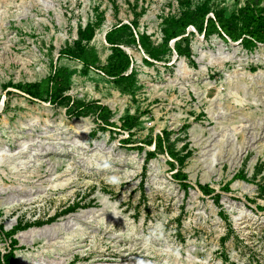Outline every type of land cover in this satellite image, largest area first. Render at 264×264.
Instances as JSON below:
<instances>
[{"label":"rangeland","instance_id":"rangeland-1","mask_svg":"<svg viewBox=\"0 0 264 264\" xmlns=\"http://www.w3.org/2000/svg\"><path fill=\"white\" fill-rule=\"evenodd\" d=\"M245 2L0 0V252L15 240L12 264H264V43L193 25L159 59L138 43L160 47L170 19L204 9L240 28ZM123 23L130 65L109 75L104 33ZM44 81L43 99L17 87Z\"/></svg>","mask_w":264,"mask_h":264},{"label":"trees","instance_id":"trees-1","mask_svg":"<svg viewBox=\"0 0 264 264\" xmlns=\"http://www.w3.org/2000/svg\"><path fill=\"white\" fill-rule=\"evenodd\" d=\"M261 0H246L245 5L241 8L240 12L243 15L244 24L240 28H235L231 26L230 21L226 20L223 16L219 14H215V17L212 18L210 16H206L207 10H202L197 14H191L188 12L187 14L182 15V17L177 19H170V30L165 32V37L163 43L160 47L154 46L149 41L146 34L138 35V43L142 48H146L148 50V54L150 57L154 59H159L160 55L165 53L168 49V43L171 38H174L180 34L185 32V29L188 25H193L198 31L209 34L213 31L222 30L228 37H230L233 41H237L241 39L244 47L248 48L255 44V42L264 43V17L260 13L259 3ZM130 29V26L127 24H120L111 30L107 31L105 34L106 42L111 46V56L109 61L104 68L109 75H119L130 65V59L128 54L122 49L120 46L122 43V39L127 30ZM93 34V26L90 24L86 25L84 28V33L82 31L79 32V41L82 39H89ZM127 35H132L131 32ZM133 42L136 43L135 38H131ZM177 52L180 51V47L176 46ZM63 53L71 54V49L68 48L63 51ZM83 63L87 65L86 61L83 59ZM53 81V80H52ZM44 83H25L24 85H18V88L23 89L25 93L30 95L31 97L43 99L41 88L44 86ZM49 81H47V85ZM100 109V117L104 124L109 125L110 122L108 120L109 111L106 106H98ZM126 119H134V116H127ZM167 134V132H165ZM157 141L155 143V147L158 149L162 148L163 144V136L157 135ZM168 148V147H167ZM167 152L169 155L174 158L179 164L183 163V156H176V153L168 148ZM152 154V153H151ZM173 166V163H171ZM174 178L180 182L181 187L187 191L190 184L186 182L187 174L183 172L181 169H177V171L173 174ZM200 191L204 194L210 192L211 188L208 184H198ZM224 190H229L228 184L224 186ZM219 194H216L215 198L218 199ZM14 242L15 240H11L8 252L1 253L0 252V264H12V259L14 255Z\"/></svg>","mask_w":264,"mask_h":264},{"label":"water","instance_id":"water-1","mask_svg":"<svg viewBox=\"0 0 264 264\" xmlns=\"http://www.w3.org/2000/svg\"><path fill=\"white\" fill-rule=\"evenodd\" d=\"M105 34H106V32L104 33V35H105ZM105 41H106V40H105ZM173 42H174V40H173ZM173 42H172V43H173ZM236 43H237V42H236ZM196 188H197V186H196ZM198 190H199V189H198ZM199 191H200V190H199Z\"/></svg>","mask_w":264,"mask_h":264},{"label":"clouds","instance_id":"clouds-1","mask_svg":"<svg viewBox=\"0 0 264 264\" xmlns=\"http://www.w3.org/2000/svg\"><path fill=\"white\" fill-rule=\"evenodd\" d=\"M85 130H87V129H85Z\"/></svg>","mask_w":264,"mask_h":264}]
</instances>
